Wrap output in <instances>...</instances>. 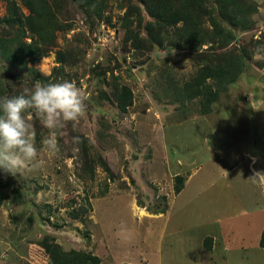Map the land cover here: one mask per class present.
I'll use <instances>...</instances> for the list:
<instances>
[{
    "label": "rangeland",
    "instance_id": "obj_1",
    "mask_svg": "<svg viewBox=\"0 0 264 264\" xmlns=\"http://www.w3.org/2000/svg\"><path fill=\"white\" fill-rule=\"evenodd\" d=\"M120 4L110 1V24L74 10L72 30L56 39L55 50L70 51L62 72H54V51L21 69L0 58V97L30 89L39 81L29 70L34 68L50 77L42 84L74 81L86 104L79 122L59 135L56 156L41 152L40 167L14 175L0 170V264H50L43 245L51 242L66 252L91 253L100 264H264L257 244L264 188L262 196L243 180L225 193L223 168L214 177L210 159L217 141H257V147L242 148L253 154L251 166L264 171V0H253L251 29L237 30L224 49L244 48L250 59L208 115L176 93L197 70L194 53L182 44H153L133 18L131 35L143 44H125ZM4 12L0 0V17ZM141 16L143 24L151 21L143 11ZM115 86L130 91L125 110L113 99ZM32 123L39 150L48 130L35 116ZM177 176L183 180L178 194ZM87 202L85 223L72 219V210ZM121 223L131 229L130 241L118 235ZM223 236L256 246L242 257H220L215 248Z\"/></svg>",
    "mask_w": 264,
    "mask_h": 264
},
{
    "label": "trees",
    "instance_id": "obj_2",
    "mask_svg": "<svg viewBox=\"0 0 264 264\" xmlns=\"http://www.w3.org/2000/svg\"><path fill=\"white\" fill-rule=\"evenodd\" d=\"M5 12L0 17V58L16 69L27 68L28 63L38 62L55 53L58 65L54 72L64 71L70 51L56 49V39L61 32L72 30V14L78 10L87 19L110 24L108 13L111 0H4ZM119 9L123 14L126 29L124 43L140 48L143 41L132 36L131 26L145 31L149 40L158 46L167 43L172 48L181 44L194 54L197 70L191 79L176 90L181 102L195 101L201 115H208L222 94L228 91L245 71L250 53L246 49L224 50L236 39V31H248L253 25L251 16L257 8L253 0H121ZM151 20L143 24L141 12ZM133 18V19H132ZM172 30V31H171ZM164 34H163V33ZM170 34V39H168ZM167 38H166V37ZM207 46L206 49L203 47ZM35 73L39 81L50 77ZM113 99L125 110L130 99L128 88L115 86ZM176 95V96H177ZM84 147L83 137H80ZM182 178L177 176L175 193L182 190ZM72 210L74 220L85 223L91 211L90 203ZM166 207L154 212L161 214ZM84 218V219H83ZM259 247L264 250V229L259 238ZM50 264H100L99 257L86 252L64 251L56 243L43 245ZM205 248L209 250V247Z\"/></svg>",
    "mask_w": 264,
    "mask_h": 264
},
{
    "label": "clouds",
    "instance_id": "obj_3",
    "mask_svg": "<svg viewBox=\"0 0 264 264\" xmlns=\"http://www.w3.org/2000/svg\"><path fill=\"white\" fill-rule=\"evenodd\" d=\"M85 113V95L74 81L49 84L35 81L19 95L0 97V170L14 175L40 167L43 164L40 153L49 158L56 156L60 152L58 137L62 130L68 123L79 122ZM34 116L48 130L39 150L32 123ZM73 143H79V137ZM252 163H256L255 158ZM248 181L264 188V171L253 168ZM118 235L125 241L132 238L131 229L124 223L119 226Z\"/></svg>",
    "mask_w": 264,
    "mask_h": 264
},
{
    "label": "crops",
    "instance_id": "obj_4",
    "mask_svg": "<svg viewBox=\"0 0 264 264\" xmlns=\"http://www.w3.org/2000/svg\"><path fill=\"white\" fill-rule=\"evenodd\" d=\"M214 104L212 106V112L210 114L214 113L216 110L214 107ZM217 142H218V144L216 145L217 147L216 146L212 147L214 149L212 153L213 157H210L211 161H214L215 162L214 164L216 165L212 167V164H211V168L213 170L214 177H216L217 174L219 173L218 167L221 166L223 168L222 169L223 173L221 175L226 180L225 185L221 187L223 188V191L227 193V190L229 189L232 190L233 184L242 182L243 180L246 181L247 184H250L251 181H248V178L252 175L253 167L251 166V163H249V160L253 159L254 156L253 154L248 153V151L242 147L243 146H253V145L254 146L256 145L257 147L258 142L257 141H236V142L235 141H223V143H220V141H217ZM242 143L244 144L246 143V144L243 145ZM227 146H230V148H227ZM249 150H251L250 147H249ZM259 150H262V152L264 153L263 148L260 147ZM259 150L256 149L257 152H259ZM246 158H248V161ZM243 162L244 164H242ZM245 162L247 163L245 164ZM232 166L233 168L231 169ZM216 184H217V181L214 180V182L211 183L210 187L212 188V186L213 185L216 186ZM255 186H257L261 192L262 187L258 185H255ZM260 210L261 211L263 210L262 206L260 207ZM237 216L239 215H235L234 217H237ZM263 229H264V224L262 225L260 232L258 234V238H257L258 247H259V238H260V235ZM216 246L217 248H215V251L218 252V255L220 257H222V255L226 257H231V256L242 257L244 255H248L250 253L249 251L252 250L250 246L255 247L256 244L253 243L251 245V244H245L241 242L236 243L234 241H231L228 237L223 236V239L219 238ZM203 248L206 249L205 247ZM209 250H210V247H209Z\"/></svg>",
    "mask_w": 264,
    "mask_h": 264
}]
</instances>
